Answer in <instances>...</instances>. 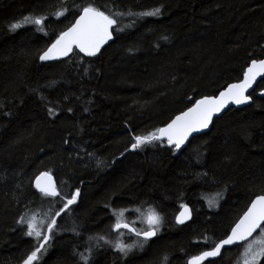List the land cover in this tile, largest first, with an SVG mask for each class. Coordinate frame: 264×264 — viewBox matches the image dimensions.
Returning <instances> with one entry per match:
<instances>
[{
	"label": "trees",
	"instance_id": "16d2710c",
	"mask_svg": "<svg viewBox=\"0 0 264 264\" xmlns=\"http://www.w3.org/2000/svg\"><path fill=\"white\" fill-rule=\"evenodd\" d=\"M89 2L0 0V264H23L35 248L22 216L49 221L61 208L60 197L34 186L43 171L55 176L62 195L76 188L81 195L57 216L47 253L34 264H82L76 253L108 228L112 208L154 209L171 220L187 203L201 235L213 236L264 193V97L257 96L264 79L251 105L216 118L178 156L166 143L126 151L130 136L155 131L240 80L251 60L264 59V0H94L101 11L159 7L162 15L124 17V25L135 26L114 31L115 40L94 57L75 49L66 59L41 61L74 21L76 6ZM63 8L69 11L57 18ZM28 15L47 16L45 31L9 30ZM167 231L127 258L101 241L90 264H157L161 256L168 259L162 264H186L193 228ZM242 249L211 264H238Z\"/></svg>",
	"mask_w": 264,
	"mask_h": 264
},
{
	"label": "snow or ice",
	"instance_id": "6c2138e0",
	"mask_svg": "<svg viewBox=\"0 0 264 264\" xmlns=\"http://www.w3.org/2000/svg\"><path fill=\"white\" fill-rule=\"evenodd\" d=\"M93 2L94 0H91L87 6H76L77 12L75 13L74 22L66 30L61 31L55 41L39 55L41 61L56 60L60 57L68 56L74 48L87 56H96L108 41L113 40L114 31L123 32L127 28L135 26L134 21L131 24L124 25L122 23L124 17L144 18L162 15V9L159 7L153 8L151 11L136 13L130 9L118 11L107 5H103L102 7L105 10L101 11L100 8L92 6ZM68 11V8H63V10L57 11L54 15L59 18L64 16ZM46 20L47 16L45 15L24 16L21 20L11 23L9 30L15 32L22 27L35 25L37 31L44 32ZM164 39H167V37H164ZM258 77H264V59L251 60L250 66L243 73V78L239 83L228 85L218 96H205L196 100L192 107L181 111L166 126L156 128L155 131L148 132L147 134L130 136V147L126 151L142 150L144 147L156 146L165 142L174 151L181 150L182 146L185 145L193 133L208 129L213 117L222 112L229 103L241 105L251 102L252 96L246 95V93L257 82ZM261 95H264V93H261ZM48 111L49 115L55 114L53 109H49ZM6 115L10 116L11 113H7ZM121 155L123 156L124 153H121ZM103 164L104 161H98L97 167ZM202 175L207 176V173H202ZM35 187L43 196L60 197L63 203L59 211L53 214L46 228L38 225L35 215L27 219L23 216L20 218L19 223L27 225L25 235L34 238L36 241L34 250L27 255L23 264H34V262H38L41 255L47 252L50 241L53 238V229L56 228L55 217L67 212L70 206L77 203L81 195L79 188H76L74 192L62 195L50 171L42 172L36 178ZM69 196L70 198H68ZM222 197L223 192L217 193L213 199L208 200L209 207L216 206L217 201ZM180 208L182 210L175 217V221L177 224H184L186 221L192 219V210L187 204L180 205ZM125 211L124 209L112 210V214L116 217V222L112 225V228L118 233L116 242L113 244L112 241L106 239L104 236L89 237V246L86 248V252L76 253L80 257L82 264H90L93 247H101V241L104 244L112 245L121 254L127 256L134 247L143 248L145 243L158 235L164 221L162 216L155 210L150 211L146 216L144 220L146 227L144 229H137L131 226L130 223L124 222ZM121 229H125L137 238H140L138 243H125L120 238L123 236V233L120 232ZM254 233H257L255 238H253ZM249 238L252 239L250 240ZM92 240H95V245L91 244ZM233 245L243 248L238 264H260V261L264 259V193L255 195V198L250 201L247 210L243 212L234 226L230 228L226 238L219 240V242L213 241L210 250H205L198 255L192 256L187 264H204L209 258L220 256L221 250L225 246ZM164 259L167 261V257Z\"/></svg>",
	"mask_w": 264,
	"mask_h": 264
},
{
	"label": "flooded vegetation",
	"instance_id": "af4514ba",
	"mask_svg": "<svg viewBox=\"0 0 264 264\" xmlns=\"http://www.w3.org/2000/svg\"><path fill=\"white\" fill-rule=\"evenodd\" d=\"M233 108H236V107H233ZM175 153H176L177 156L179 155V154H177L176 151H175ZM185 204H187V203H185ZM187 205L192 210V219L191 220L186 221L184 224H177L176 223L175 217L177 215H179V212L182 210L181 208L179 209V211L177 212V214L171 220H168V218L165 215H161L162 218H163V221H164V223H163V225L161 227V230L159 231V233H158V235L156 237L152 238L147 243H145V245L143 246V248H140L138 246L137 247H134L133 250L131 252H129L127 256H124L119 251H117L112 245L107 244V246H109L108 247V251H110L112 253H116L119 256H122L123 258H127L131 254L135 255V253H138V254L141 253V254H143L146 251V249L148 248V245L150 243H152L156 239L162 237L163 235L169 234L171 232V231H167V230H172L174 228H176V229L177 228H183L185 226H189L190 225V228H193V234H192V236H194V237L192 239L194 241H192L191 244H193L194 249H192V252L190 254H188V255L186 254L187 256H186L185 260H186V264H187L188 260H190V258L192 256L198 255L202 251L210 250V247H211V244H212V241L211 240H215V242H219V240H221L223 238H226V236L229 234L230 228L234 226V224L238 221V219L240 217L239 216L238 218H235L230 223V225L227 227V230H223V232L213 234V236L210 235V233H205V234H202L201 235V233H203L204 230H201L200 228H198L199 227V224H195L194 223L195 222V219L197 218L196 213H195L194 209L191 207V205H189V204H187ZM113 209H115V208L110 209V213L112 212ZM116 210H120V209L117 208ZM124 210H126L125 211V214H124V217H123L124 222L130 223L131 226L136 227L137 229H143V226H146L145 223L143 222V217L144 216H141V214H139L140 211H139L138 208H136V210H133L131 208H124ZM153 210L154 209H150L149 211H153ZM245 211H246V209H245ZM242 214H243V212H242ZM111 216H112V219H110L108 228H105L103 231L99 232L98 233V236H104L106 239L112 241V243L114 244L116 242V240H117L118 233L112 228V225H114L115 222H116V217H114L112 214H111ZM168 225H170L172 229H169ZM120 232L123 233V236L120 237V238H122L124 240V242L127 243V244H137L138 242H136L135 239H140V238H137L134 234L129 233L125 229H121ZM172 233H173V231H172ZM255 235L257 236V233ZM240 247L241 246H237L236 245L234 247H229V248L223 249L219 257L214 258V259H211V260H207V261L204 262V264H211L213 261H217L220 258H223V256L227 252H233V251L236 252V249H237V251L238 250L240 251ZM163 260H164L163 259V256H161L160 257V261L157 264H162L163 263Z\"/></svg>",
	"mask_w": 264,
	"mask_h": 264
},
{
	"label": "water",
	"instance_id": "95a60500",
	"mask_svg": "<svg viewBox=\"0 0 264 264\" xmlns=\"http://www.w3.org/2000/svg\"><path fill=\"white\" fill-rule=\"evenodd\" d=\"M73 22H74V21H73ZM73 22H72V23H73ZM69 26H70V25H69ZM114 40H115V36H114V33H113V40L108 41V43L105 44V45L101 48L100 52H101L106 46H108L109 44H111ZM75 49H76V48H74L73 51L70 52L68 56L60 57L59 59H56V60H50V61H58V60H62V59L68 58V57L74 52ZM76 50H78V49H76ZM78 51H79V50H78ZM100 52H99V53H100ZM99 53H98V54H99ZM82 54H83L84 56H87V55L84 54V53H82ZM87 57H90V56H87ZM92 57H93V56H92ZM258 60H260V59H258ZM250 63H251V62H250ZM250 63H249V65L246 67L245 71H246L247 68L250 66ZM242 78H243V76H242ZM242 78H241L240 80H238V81L231 82V83H229L228 85L233 84V83H239V82L242 80ZM263 79H264V77H258V78H257V82L253 85L252 88H250V89L248 90V92L246 93V95H251V96H252V94L257 90L259 83H260L261 80H263ZM228 85H227V86H228ZM227 86H226V87H227ZM226 87H225L224 89H222L221 91H224V90L226 89ZM221 91H220V92H221ZM220 92H218L217 94H214V95H205V96H218ZM261 93H264V89L258 91V92H257V96H259V97H264V95H261ZM205 96H202V97L198 98L197 100H199V99H201V98H203V97H205ZM252 102H253V98H252L251 102H249V103H247V104L236 105L235 103H229V104L225 107V109H224L222 112L218 113L217 115H215V116L213 117L212 123L210 124V126H209L208 129H205V130H203V131H201V132H198V133H193L192 136L189 137L188 141H186L185 145L182 146L181 150L176 151L177 154H180V153L183 151V149L188 145V143L190 142L191 139H193L194 137L199 136V135H201V134H203V133L208 132V131L211 129V127H212V125H213V122H214V120H215L216 118L221 117L225 112H227L229 109H231V108H233V107H236V108L247 107V106L251 105ZM193 104H194V103H193ZM193 104H192L190 107H192ZM187 109H188V108H187ZM187 109H186V110H187ZM184 111H185V110H184ZM177 115H178V114H177ZM175 116H176V115H175ZM173 118H174V117H173ZM173 118H172V119H173ZM172 119H171V120H172ZM171 120H170V121H171ZM170 121H169V122H170ZM169 122H168V123H169ZM166 124H167V123H166ZM166 124H164V125H162V126H160V127H164V126H166ZM43 172H48V171H43ZM41 173H42V172H41ZM41 173H40V174H41ZM40 174H39L37 177H39ZM51 174H52V173H51ZM37 177H36V178H37ZM52 177H53V179H54V181H55V183H56V186H57V182H56L55 176H54L53 174H52ZM36 178H35V180H34V186H35ZM35 188H36V187H35ZM36 189H37V188H36ZM37 191H39V190L37 189ZM189 208H190V207H189ZM246 210H247V209H246ZM258 231H259V230H258ZM255 234H256V233H254L253 236H254ZM249 239H251V238H249ZM234 246H236V245H233V246H225L224 249L229 248V247H234ZM222 250H223V249H222ZM222 250H221V252H222ZM218 257H219V256H218ZM215 258H217V257H215ZM211 259H214V258H209V260H211Z\"/></svg>",
	"mask_w": 264,
	"mask_h": 264
},
{
	"label": "rangeland",
	"instance_id": "374dc122",
	"mask_svg": "<svg viewBox=\"0 0 264 264\" xmlns=\"http://www.w3.org/2000/svg\"><path fill=\"white\" fill-rule=\"evenodd\" d=\"M137 13V12H136ZM118 209H124V208H118ZM131 209H133V210H136V208H131ZM150 209H142V210H139L140 212H139V214H141V216H144L143 217V222H144V220H145V218H146V216L148 215V213L150 212L149 211ZM111 214H112V212H111ZM32 215H34V213H28V214H26V216H25V219H27V218H30ZM113 215V214H112ZM35 216L37 217V215L35 214ZM114 216V215H113ZM47 217V216H46ZM115 217V216H114ZM57 217H55V219H56ZM49 221H48V219H46V218H43V217H41V219H37V223H38V225H40L41 227H45V226H47V223H48ZM56 223H57V221H56ZM146 226H143V229L145 228ZM54 230V229H53ZM256 236V235H255ZM255 236L253 237V238H255ZM136 240V242H138L139 241V239H135ZM145 245V244H144ZM242 251H243V249H242ZM47 253V252H46ZM240 259H241V257H240ZM239 259V260H240Z\"/></svg>",
	"mask_w": 264,
	"mask_h": 264
},
{
	"label": "bare ground",
	"instance_id": "6f19581e",
	"mask_svg": "<svg viewBox=\"0 0 264 264\" xmlns=\"http://www.w3.org/2000/svg\"><path fill=\"white\" fill-rule=\"evenodd\" d=\"M29 14V13H28ZM73 54V53H72ZM94 57V56H93ZM90 58V57H89ZM66 59V58H65ZM256 60H258V59H256ZM238 246V245H237Z\"/></svg>",
	"mask_w": 264,
	"mask_h": 264
}]
</instances>
